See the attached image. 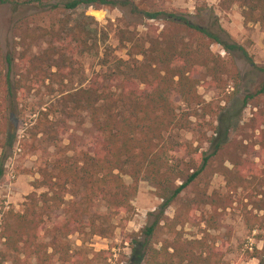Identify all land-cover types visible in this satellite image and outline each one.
Instances as JSON below:
<instances>
[{"label": "trees", "instance_id": "16d2710c", "mask_svg": "<svg viewBox=\"0 0 264 264\" xmlns=\"http://www.w3.org/2000/svg\"><path fill=\"white\" fill-rule=\"evenodd\" d=\"M129 2L60 0L59 4L49 6L45 0H0V5H9L13 13L37 10L51 17L47 25L34 27L25 18L17 20L12 26L13 53L4 55L0 49V137L11 134L4 114L7 101L24 89L44 88L48 95L58 93L56 106L39 113L31 127V138L35 140L43 133L55 141L58 125L65 122H55L49 116L59 112L67 120L84 114L94 142L91 153L78 151L68 155L57 147L55 158L37 168L38 178L31 183L33 191L25 197L22 210L3 208L2 262L92 264L86 240L110 237L112 220L116 217L123 223L130 221L134 211L132 201L141 181L160 200L159 216L184 190L192 188L194 196L182 200L175 212L176 226L190 222L202 207L211 211L202 215L201 221L206 229L216 230L222 213L235 202L250 231L261 224V217L253 212L264 213V157L258 164L243 158L247 148L242 141L234 142L228 136L234 128V119L238 123L241 120L243 109L253 103L257 108L256 100L264 98V87L246 95L240 108L232 111L229 107L213 108V103L206 102L198 92L200 86L204 90L225 91L230 83L232 91L228 99L233 101L240 74L232 59H222L210 48L220 45L228 55L234 49L241 50L238 46L225 45L217 35L191 23L179 11L164 13L150 5L140 14L148 20L164 19V30L147 41L123 32L128 60L117 61L110 73L95 74L84 87L68 89L75 78H80L75 57L89 53L93 44L89 43L87 31L72 26L65 14L82 7L126 6ZM230 3L237 6L244 24L252 23L264 31V0H231ZM56 13L64 17L60 19ZM15 60L21 67L16 75L18 79L13 81ZM197 74L201 77L195 78ZM173 97L182 103V109L173 103ZM206 116L217 121L215 127L210 125L214 132L208 140L210 154L198 153V147L177 137L179 132L192 130L193 120ZM248 123L253 125V131L264 125V108L256 110ZM261 134L258 146L264 154V130ZM180 153L198 155L199 159L182 168L176 157ZM218 154L222 162L226 160L231 166L228 169L220 164L218 170L226 181L227 191L207 193L206 188L198 185V179L210 167V159ZM3 174L0 160V180ZM124 177L130 179L129 183ZM238 194L242 196L235 200ZM100 206L104 213L100 212ZM58 211L62 214L60 221L46 227L50 215ZM160 221L144 229L147 238L152 237ZM73 235L81 238L77 249L69 241ZM257 239L264 243V236ZM101 254L104 252L94 257ZM147 256L149 264H228L219 248L204 239L181 243L178 237L173 238L158 250L149 249ZM256 256L255 251L243 257Z\"/></svg>", "mask_w": 264, "mask_h": 264}, {"label": "rangeland", "instance_id": "374dc122", "mask_svg": "<svg viewBox=\"0 0 264 264\" xmlns=\"http://www.w3.org/2000/svg\"><path fill=\"white\" fill-rule=\"evenodd\" d=\"M121 2V0H108ZM231 0H130L129 5H110L101 8L82 7L73 12L66 13L70 18L72 26H81L89 36V43L93 48L89 53L76 56L79 77L68 85V89H75L79 86H86L95 74L110 73L115 69L117 61H127V52L123 32L136 35L137 38L147 41L155 38L165 28L164 19L148 20L144 18L140 11L153 8L164 13H177L186 15L187 19L195 25L204 27L225 44L238 46L241 50L234 49L227 55L220 45H212L211 51L218 54L222 59H232L239 74L240 81L237 93L232 100L228 99L231 93V85L225 91L209 89L204 90L198 87L199 94L206 102H212L213 108L229 107L238 110L246 95L253 94L261 87H264V31L257 25L244 24L239 15L237 6L230 3ZM49 6L60 3V0H45ZM50 14H43L37 10L22 11L13 13L10 6L0 5V49L6 55L13 53L14 35L12 26L17 20L25 21L31 26H45L50 20ZM62 19L64 16L54 14ZM21 65L15 60L14 72L11 77L13 81L18 78ZM201 74L195 75L200 78ZM226 80V79H225ZM58 93L48 95L44 88L40 90L16 92L10 101H7L5 116L11 127L10 136L0 137V160L3 163V177L0 180V214L7 206H11L14 211L20 212L25 197L33 191L31 183L38 178L36 170L39 165L46 161H51L57 154V147L68 155L74 152L85 151L91 153L94 144L90 133L89 124L85 115H80L75 120H67L59 113L55 112L49 119L59 124L55 141L43 133L34 140L30 136L31 127L36 122L40 112H45L56 106ZM173 103L183 108V105L176 97ZM228 101V103H226ZM254 103L242 110L241 120L233 121V127L228 139L234 142L242 141L247 148L243 158L256 164L264 157L263 151L258 146L263 137L261 130H252L248 120L252 114L264 108V98L256 100ZM55 108V107H54ZM211 127L217 125V121L209 116L193 120V128L189 132H179V141L189 143L193 147H198V153L210 154V143L208 140L213 137ZM232 141V142H233ZM176 157L183 168L197 161L198 155L188 156L186 153L177 154ZM226 159V157H224ZM221 162V163H220ZM203 176L198 179V185L206 188L207 193H225L226 181L218 173L219 165L223 164L228 169L231 168L226 160L219 159V154L210 159ZM261 166H259L260 168ZM126 183L130 179L123 178ZM41 191H38L39 193ZM194 196L192 188L188 187L184 192L165 210L163 216H159L160 200L154 196L153 189L146 183L140 182L138 192L132 201L133 214L130 221L123 223L120 217L112 220L113 234L107 238L92 237L86 240V246L90 250L88 258L92 259V264H149L147 253L149 249H160L165 245V241L179 238L181 243L192 240H201L218 247L223 256V260L228 264H264V243L257 237L264 236V213L253 214L261 217L260 226L250 231L249 225L245 224L239 204L233 203L230 208L222 213L221 219L217 223L216 230L206 229L201 221L202 215L210 212L209 208L199 207L194 213L190 222L182 227L176 226L174 221L175 212L179 203L184 199ZM242 196V195H240ZM234 196L235 200L240 197ZM260 198V196H258ZM247 203V200H244ZM250 210V206L247 208ZM101 213L105 209L100 206ZM62 218L60 211L50 215L46 227L57 223ZM154 230L152 237L144 235V229L151 227L155 221L161 220ZM175 226V227H174ZM69 241L74 249L81 246V238L77 235L69 237ZM0 244V251H1ZM257 252L258 258L245 259L246 253ZM104 252L101 256L95 254ZM172 253L171 249L168 250ZM198 253V252H197ZM0 264H9L2 262ZM33 264V263H32Z\"/></svg>", "mask_w": 264, "mask_h": 264}]
</instances>
